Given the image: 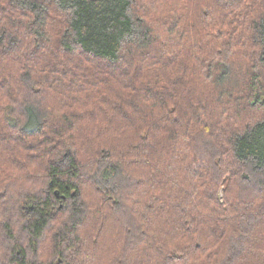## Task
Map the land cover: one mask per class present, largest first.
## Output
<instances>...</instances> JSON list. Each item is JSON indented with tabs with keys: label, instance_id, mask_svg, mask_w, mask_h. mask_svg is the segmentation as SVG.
<instances>
[{
	"label": "trees",
	"instance_id": "trees-1",
	"mask_svg": "<svg viewBox=\"0 0 264 264\" xmlns=\"http://www.w3.org/2000/svg\"><path fill=\"white\" fill-rule=\"evenodd\" d=\"M0 264H264V0H0Z\"/></svg>",
	"mask_w": 264,
	"mask_h": 264
}]
</instances>
